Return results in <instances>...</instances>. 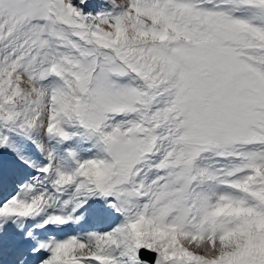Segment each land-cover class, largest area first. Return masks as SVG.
<instances>
[{
	"label": "snow or ice",
	"instance_id": "obj_1",
	"mask_svg": "<svg viewBox=\"0 0 264 264\" xmlns=\"http://www.w3.org/2000/svg\"><path fill=\"white\" fill-rule=\"evenodd\" d=\"M0 264H264V0H0Z\"/></svg>",
	"mask_w": 264,
	"mask_h": 264
}]
</instances>
